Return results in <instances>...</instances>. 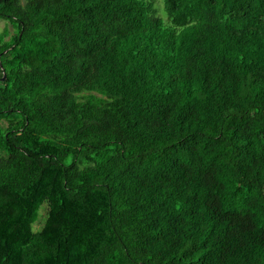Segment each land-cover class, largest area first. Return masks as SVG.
<instances>
[{"label": "trees", "instance_id": "1", "mask_svg": "<svg viewBox=\"0 0 264 264\" xmlns=\"http://www.w3.org/2000/svg\"><path fill=\"white\" fill-rule=\"evenodd\" d=\"M1 22L0 264H264V0Z\"/></svg>", "mask_w": 264, "mask_h": 264}, {"label": "rangeland", "instance_id": "2", "mask_svg": "<svg viewBox=\"0 0 264 264\" xmlns=\"http://www.w3.org/2000/svg\"><path fill=\"white\" fill-rule=\"evenodd\" d=\"M161 9V7H159ZM161 12V10H160ZM5 28V24L3 22L0 23V32ZM39 227V224H36L35 225V228H38Z\"/></svg>", "mask_w": 264, "mask_h": 264}]
</instances>
